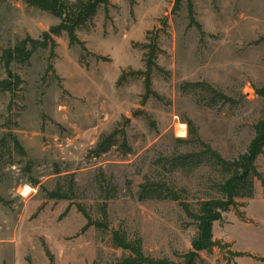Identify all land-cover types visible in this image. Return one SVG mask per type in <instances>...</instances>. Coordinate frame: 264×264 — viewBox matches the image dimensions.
I'll return each instance as SVG.
<instances>
[{
  "label": "rangeland",
  "instance_id": "1",
  "mask_svg": "<svg viewBox=\"0 0 264 264\" xmlns=\"http://www.w3.org/2000/svg\"><path fill=\"white\" fill-rule=\"evenodd\" d=\"M192 1L200 29L186 0L176 9L174 0H110L75 31L84 48L62 32L53 52L38 48L12 62L23 82L13 96L0 92V264H114L129 252L113 245V231L139 238L147 256L183 261L196 222L179 201L139 200V186L173 187L193 211L221 197L218 166L204 159L172 169L167 159L199 151L189 122L223 159H236L264 113L255 93L264 83V0ZM59 22L22 0H0V79L4 49ZM201 81L232 102L185 84ZM113 130L115 145L96 156V142ZM255 165L264 179V154ZM253 185L251 198H237L213 222L220 245L195 264H264V187L257 178ZM56 188L67 198H49ZM78 206L101 226L83 229Z\"/></svg>",
  "mask_w": 264,
  "mask_h": 264
},
{
  "label": "trees",
  "instance_id": "2",
  "mask_svg": "<svg viewBox=\"0 0 264 264\" xmlns=\"http://www.w3.org/2000/svg\"><path fill=\"white\" fill-rule=\"evenodd\" d=\"M29 6H33L50 13L60 19L57 25L51 26L48 31H44L40 38H25L16 42L12 47L2 51L1 60L5 70V78L0 79V92H8L12 96L14 91L20 84L22 79L11 70V64L14 61L25 63L30 58L33 51L38 48H46L50 46L51 52L55 46V36H59L62 32H66L69 44H79L84 48V44L80 41L75 31L84 26L87 22H91L100 5L107 6L110 0H22ZM181 0H174V9L179 6ZM187 1V14L189 23L195 25L198 29L199 24L194 19L193 1ZM149 46V45H148ZM154 47H150V56L153 55ZM152 62L149 60L146 64L144 72V89L145 96L151 93L150 70ZM122 78V77H120ZM188 87H195L205 90L211 98L217 97L223 102H232V99L223 93L214 89L206 82L185 83ZM185 85L183 88H185ZM255 93L264 99V83L255 88ZM11 134V133H9ZM188 134L193 137L201 147L197 152L179 153L167 161L172 169L178 167L187 168L188 166L196 167L202 160H209L219 168L222 178L217 183L218 192L221 194L219 198H208L198 203L197 211H193L187 202L181 201L178 192L164 183L144 182L139 186L138 199H155V200H174L179 201L185 214L196 222L197 232L191 240V249L183 255L182 262H174L166 258H152L143 253L141 241L139 238L129 240L125 234L119 231L112 232V243L115 247L129 254L119 258L114 264H195L199 260L201 251L209 252L213 247L219 246L220 242L212 237V224L221 219V214L228 211L231 207L236 208L237 198H251L254 192L253 178L261 180L264 187V179L255 165L256 158L264 154V113L254 124V136L250 140L246 153L240 155L236 159H223L218 152L213 150L208 144L204 143L197 135L196 129L189 122ZM124 138V134H121ZM14 147L19 154L24 151L16 138L12 135ZM117 140V131L100 136L92 149L96 156L105 153L109 148L115 145ZM188 141V140H187ZM186 141V142H187ZM122 146L126 143L122 141ZM48 197L53 199L67 198L57 188L48 192ZM0 201L3 199L0 197ZM5 202V201H4ZM78 209L87 219L86 228L89 225L101 226L100 222H94L85 210L78 206ZM103 217L106 216L105 208H101ZM240 255V253H236ZM51 262V260H50ZM52 264V263H51Z\"/></svg>",
  "mask_w": 264,
  "mask_h": 264
},
{
  "label": "bare ground",
  "instance_id": "3",
  "mask_svg": "<svg viewBox=\"0 0 264 264\" xmlns=\"http://www.w3.org/2000/svg\"><path fill=\"white\" fill-rule=\"evenodd\" d=\"M29 190H30L29 187L25 186L23 192H28Z\"/></svg>",
  "mask_w": 264,
  "mask_h": 264
}]
</instances>
